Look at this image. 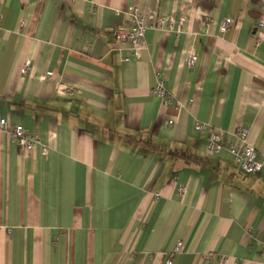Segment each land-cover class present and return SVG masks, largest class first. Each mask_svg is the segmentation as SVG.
<instances>
[{
  "label": "crops",
  "instance_id": "0c3cea01",
  "mask_svg": "<svg viewBox=\"0 0 264 264\" xmlns=\"http://www.w3.org/2000/svg\"><path fill=\"white\" fill-rule=\"evenodd\" d=\"M132 6L186 26L148 29L124 60ZM0 117L47 147L0 132V264H260L264 0H0ZM197 121L228 142L246 127L260 171L207 156Z\"/></svg>",
  "mask_w": 264,
  "mask_h": 264
},
{
  "label": "built area",
  "instance_id": "2783aa9c",
  "mask_svg": "<svg viewBox=\"0 0 264 264\" xmlns=\"http://www.w3.org/2000/svg\"><path fill=\"white\" fill-rule=\"evenodd\" d=\"M126 14L129 28L127 30L118 29L116 32V43L121 49L126 50L124 60H135L140 57L142 50L145 48V35L148 29L167 28L173 30L176 35H179L183 32L188 19V16L184 14L179 16L175 21L160 16L156 20L149 22L144 11L136 6L128 8ZM233 23L234 20L232 17H224L219 24L220 32L228 30ZM259 26L263 27V24L260 23ZM184 60L186 65L194 66L197 58L191 51L184 56ZM24 69L26 71L28 65H25ZM47 75H51V72H48ZM151 93L166 102L172 100L173 96L165 86L164 72L158 73L156 81L151 87ZM195 129L199 132L207 133L205 146L207 156L217 155L225 149L231 154L234 163L242 172L257 173L260 171L262 163L257 158V150L253 142L249 140L248 129L246 127L241 126L236 131V140L234 142H228L221 130L210 128L206 122L197 121L195 123ZM2 131L10 134L19 152L23 154L35 149H39L41 154L47 153V147L42 143L40 136L37 133L29 131L21 124H15L10 122L6 117H0V132ZM180 190H183V188L181 187ZM172 263V256L169 254L164 259L163 264ZM232 264H238V262H233ZM260 264H264V241Z\"/></svg>",
  "mask_w": 264,
  "mask_h": 264
},
{
  "label": "trees",
  "instance_id": "16d2710c",
  "mask_svg": "<svg viewBox=\"0 0 264 264\" xmlns=\"http://www.w3.org/2000/svg\"><path fill=\"white\" fill-rule=\"evenodd\" d=\"M172 154H176V155H180L181 157H184L185 159L190 158L189 155H187V153L185 152H171ZM191 159V158H190Z\"/></svg>",
  "mask_w": 264,
  "mask_h": 264
}]
</instances>
